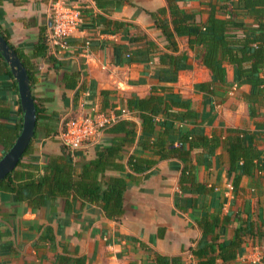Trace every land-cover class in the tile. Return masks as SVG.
<instances>
[{"label": "crops", "instance_id": "obj_1", "mask_svg": "<svg viewBox=\"0 0 264 264\" xmlns=\"http://www.w3.org/2000/svg\"><path fill=\"white\" fill-rule=\"evenodd\" d=\"M131 1L134 5L124 4L115 9L99 8L93 0H77L90 19L68 38L65 48H48L40 56L34 54L35 46L48 29L50 0L0 3L1 28L34 72L31 93L40 114L32 137V156L44 166L49 154L60 152L61 145L53 132L59 131L66 117L90 108L99 109L102 104L118 108L125 105L131 94L145 97L152 90L165 87L164 94L170 90L188 99L195 113L187 121L177 123L179 129L173 140L178 144L183 133H193L195 145L189 160L163 158L146 171L135 173L137 181L124 190V211L118 218H107L100 207L80 197H48L44 205L37 207L26 197L17 199L11 191L0 189V264H77L82 257L83 264H153L154 252L181 256L183 264H196L190 248L202 236L198 221L203 215L222 228L220 240L232 238L238 227L249 228L242 232L241 250L234 263L264 264V99L256 107V115L250 116L245 100L250 86L234 80V69L229 63L224 64L225 83L201 89V83L211 80L210 70L201 60L203 47H189L184 35L175 37V53H184L186 67L177 71L174 81L158 78L155 69L145 61L129 62L124 48H140L143 40L138 35L146 34L155 41L158 51L170 52L167 41L146 12L166 6V0ZM206 1L181 0L177 4L190 11L201 10L198 18L205 20ZM105 19L124 21L136 28L118 27L105 23ZM244 20L252 22L248 17ZM48 55L56 59V65ZM101 90L108 93L102 94ZM122 117L138 121L130 111ZM21 126L17 83L0 57V157L14 142ZM228 128L253 133V142L261 151L262 168L254 167L241 175L237 188L233 187L235 173L228 172ZM199 133L219 141L209 157V165L194 168L195 180L212 190L182 192L181 169L196 164L206 150L195 139ZM108 143L109 137L103 133L71 153L76 160L91 159L97 147ZM134 148L135 145L127 147L126 156ZM142 154L152 156L146 149Z\"/></svg>", "mask_w": 264, "mask_h": 264}, {"label": "trees", "instance_id": "obj_2", "mask_svg": "<svg viewBox=\"0 0 264 264\" xmlns=\"http://www.w3.org/2000/svg\"><path fill=\"white\" fill-rule=\"evenodd\" d=\"M2 1L0 0V3ZM93 1L99 8L118 9L124 4L134 5L131 0ZM178 1L181 0H166V6L146 11L154 26L167 41L170 52L158 51L155 41L146 34L138 35L143 40L140 48L134 50L124 48L129 55V62L145 61L147 66L151 64L155 69L158 78L174 81L177 78V71L186 67L184 53H175L178 50L175 37L187 36L189 47L193 45L203 47L201 60L210 70V82L201 83L200 88L206 90L211 89L210 86L214 83H225L224 64H231L234 69V80L250 86L245 100L249 115L255 116L256 107L264 99V0H208L205 3L207 8L205 20L198 18L201 10L190 11L181 8L177 4ZM247 17L252 19L251 23L244 20ZM104 22L118 27L129 25L136 28L134 24H126L119 20L105 19ZM0 33L21 59L31 83L34 72L28 67L25 56L8 41V34L1 28V24ZM47 50L46 34H42L35 46L34 54L45 55ZM48 57L56 65V59L52 55ZM164 89L165 87L161 90L154 89L145 97L131 94L126 98L125 105L118 108L102 104L97 112L107 115L112 113L115 118L104 124L102 130V134L108 135L109 143L97 147L95 156L91 159H74L71 150L57 138L61 145L60 152L49 154L45 165L40 166L36 156H32L35 147L31 139L15 168L0 180V189L11 191L17 199L26 197L31 205L37 207L44 205V200L48 197L53 199L59 196L80 197L100 207L107 218H118L124 211V190L137 181L135 173L146 171L163 158L176 157L186 162L189 160L190 150L195 145L191 132L183 133L178 144H174L173 140L179 129L177 123L187 121L194 117L195 113L191 110L188 99L170 90L164 94ZM101 93L108 92L101 90ZM32 97L38 119L39 106L33 94ZM122 108L134 113L138 121L123 118L120 111ZM157 125L159 129H156ZM56 134L54 130L55 137ZM195 139L206 150L196 159V164L184 165L181 169L180 190L206 193L212 188L195 180L194 168L200 164L209 165V157L219 141L202 133L197 134ZM253 141L254 134L247 130L227 129L225 145L228 172L235 173L234 188H237L241 175L250 173L254 167L262 168L259 166L261 151ZM186 143L188 147L185 146ZM132 145H135L134 151L126 156V148ZM145 149L151 151L152 156L142 154ZM205 217L203 215L198 221L202 236L195 246L190 248L195 263L237 264L234 260L241 250L242 232L249 228L243 230L242 227H238L232 238L220 240L222 228H217L218 223L215 220L212 223ZM247 225L249 227V224ZM83 263V257L77 261V264ZM153 264H183V261L181 256H167L154 252Z\"/></svg>", "mask_w": 264, "mask_h": 264}, {"label": "built area", "instance_id": "obj_3", "mask_svg": "<svg viewBox=\"0 0 264 264\" xmlns=\"http://www.w3.org/2000/svg\"><path fill=\"white\" fill-rule=\"evenodd\" d=\"M85 7L77 0H50L49 25L46 32L47 48H65L68 38L80 30L90 15ZM121 116L128 111L121 110ZM115 118L114 114L107 115L90 108L89 111L79 112L66 118L56 134L58 140L71 151L81 148L87 142L95 140L102 134L103 126Z\"/></svg>", "mask_w": 264, "mask_h": 264}, {"label": "water", "instance_id": "obj_4", "mask_svg": "<svg viewBox=\"0 0 264 264\" xmlns=\"http://www.w3.org/2000/svg\"><path fill=\"white\" fill-rule=\"evenodd\" d=\"M0 53L16 80L19 103L22 110V126L20 132L11 146L0 157L1 180L15 168L24 150L30 143L36 125V112L26 68L16 51L10 47L1 33Z\"/></svg>", "mask_w": 264, "mask_h": 264}]
</instances>
